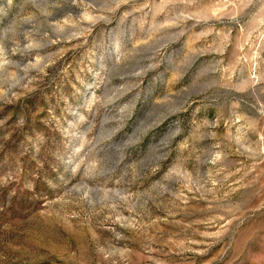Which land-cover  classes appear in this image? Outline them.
<instances>
[{
  "label": "rangeland",
  "instance_id": "obj_1",
  "mask_svg": "<svg viewBox=\"0 0 264 264\" xmlns=\"http://www.w3.org/2000/svg\"><path fill=\"white\" fill-rule=\"evenodd\" d=\"M0 264H264V0H0Z\"/></svg>",
  "mask_w": 264,
  "mask_h": 264
}]
</instances>
